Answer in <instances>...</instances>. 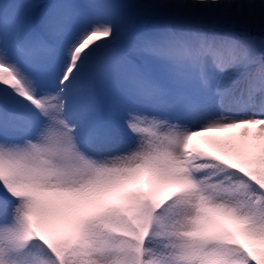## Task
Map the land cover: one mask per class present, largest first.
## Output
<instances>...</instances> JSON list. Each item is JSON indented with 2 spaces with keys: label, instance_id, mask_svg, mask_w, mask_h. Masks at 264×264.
I'll use <instances>...</instances> for the list:
<instances>
[{
  "label": "snow or ice",
  "instance_id": "snow-or-ice-1",
  "mask_svg": "<svg viewBox=\"0 0 264 264\" xmlns=\"http://www.w3.org/2000/svg\"><path fill=\"white\" fill-rule=\"evenodd\" d=\"M0 264H264V0H0Z\"/></svg>",
  "mask_w": 264,
  "mask_h": 264
}]
</instances>
